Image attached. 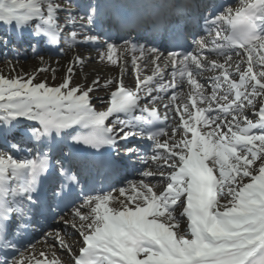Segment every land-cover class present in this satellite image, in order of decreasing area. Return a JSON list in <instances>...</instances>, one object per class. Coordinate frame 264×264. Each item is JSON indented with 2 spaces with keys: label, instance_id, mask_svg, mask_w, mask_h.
<instances>
[{
  "label": "snow or ice",
  "instance_id": "6c2138e0",
  "mask_svg": "<svg viewBox=\"0 0 264 264\" xmlns=\"http://www.w3.org/2000/svg\"><path fill=\"white\" fill-rule=\"evenodd\" d=\"M199 7L0 0V47L11 37L27 40L33 55L53 47L63 54L62 43L76 51L58 86L0 76V264H64L55 253L37 257L28 239L49 218L59 222L43 239L70 264H264V0L197 15ZM189 37L194 47L185 50ZM79 49L110 65L123 59L121 67L128 52L133 69L141 60L154 68L137 76L135 90L105 81L115 90L95 111V89L71 84L75 66L93 60ZM161 64L171 65V80ZM205 71L218 73L210 94L197 79ZM121 167L140 178L113 183Z\"/></svg>",
  "mask_w": 264,
  "mask_h": 264
},
{
  "label": "bare ground",
  "instance_id": "6f19581e",
  "mask_svg": "<svg viewBox=\"0 0 264 264\" xmlns=\"http://www.w3.org/2000/svg\"><path fill=\"white\" fill-rule=\"evenodd\" d=\"M69 55L70 56H68V60L66 59L65 62L45 57H43V61L39 59L36 61L27 60V62H14L9 60L6 62H0V76L9 79L13 77H22L24 79H27L28 77H34V83H40L43 81L46 82L48 86H58L60 83H62L64 77L67 75V68L69 67L70 63L69 60H73L75 58L76 52H72V54ZM121 60L123 61V59ZM78 65L79 64H77L73 70L71 84L72 86L78 85L81 90L87 89L89 86L109 89L110 87H105V81H117L118 77H120V80H123L124 86H132L134 88L135 73L133 70L124 72V68L120 67L118 64L110 65L107 62L99 63L97 60L95 62L86 63L85 67L81 69L77 68ZM38 69L46 70L38 71ZM97 79L100 81V83L98 85H93V81ZM96 95V92L90 93V96ZM99 95L101 96V94ZM97 103L101 105V100H94V104ZM99 105H95V109H98L100 107ZM182 227L186 230V226L182 225ZM77 237L78 236L71 235V233H69L68 237H66L68 243L73 246V249L79 244V239ZM41 251L45 252L48 258H50V255L53 252L58 259L64 260V264H70L68 258L61 254V250L58 247L52 248L44 245L43 247H40V251L39 249L35 251L37 257Z\"/></svg>",
  "mask_w": 264,
  "mask_h": 264
},
{
  "label": "rangeland",
  "instance_id": "374dc122",
  "mask_svg": "<svg viewBox=\"0 0 264 264\" xmlns=\"http://www.w3.org/2000/svg\"><path fill=\"white\" fill-rule=\"evenodd\" d=\"M61 62H65L66 60H60ZM49 82V81H48Z\"/></svg>",
  "mask_w": 264,
  "mask_h": 264
}]
</instances>
